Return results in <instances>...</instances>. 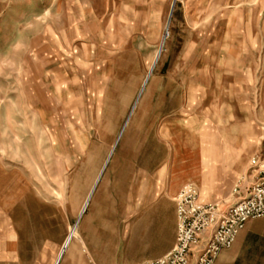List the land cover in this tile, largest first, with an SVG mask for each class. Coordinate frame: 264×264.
Wrapping results in <instances>:
<instances>
[{
	"label": "rangeland",
	"instance_id": "obj_1",
	"mask_svg": "<svg viewBox=\"0 0 264 264\" xmlns=\"http://www.w3.org/2000/svg\"><path fill=\"white\" fill-rule=\"evenodd\" d=\"M166 132L246 152L236 178L217 161L203 203L261 179L264 0H0V264L150 261L143 243L169 229L140 181L170 161ZM86 239L122 258L91 259Z\"/></svg>",
	"mask_w": 264,
	"mask_h": 264
},
{
	"label": "crops",
	"instance_id": "obj_2",
	"mask_svg": "<svg viewBox=\"0 0 264 264\" xmlns=\"http://www.w3.org/2000/svg\"><path fill=\"white\" fill-rule=\"evenodd\" d=\"M137 101H139V99ZM134 111L135 107L132 113H134ZM164 137L167 139L172 149L170 161L168 159L166 165L159 170L154 185H151L148 181L146 182V174L140 181V188L143 189L146 187V189H143L146 190L144 193H146L149 188V194H152V199L158 201L153 204L151 213L147 216L146 220L149 221V225L151 226V221L154 220V222L157 223V228L166 223L169 229L168 239H163L161 236V239H155L154 241L147 239V241L143 243V249L147 252L150 250L144 258L150 259V261L161 258L176 244L178 219L176 204L174 208L170 203L172 195L185 184L195 183L200 188V200L202 202L210 201V175L217 161L222 157V151H220L222 147L221 144L216 145L215 149L212 150V146L209 147V143L205 144L200 141L196 133L188 135L182 145H179L168 132L165 133ZM236 143V141L231 142V148H237ZM245 156L246 152L241 150L239 154L233 153L232 157H230L227 152L225 157H222L225 160L224 162L228 165L233 178L243 173L246 160ZM145 184H148V187ZM153 187L154 189L152 190ZM165 187L168 188L167 197L159 200L158 198L164 192ZM95 190L96 188L94 187L87 196L83 204V209L79 214V221L83 216V212L90 204ZM76 230L77 227L72 230L71 236L66 240V247L70 245L71 239L75 237ZM81 241L85 247L87 244L86 249H88L89 255L93 260L102 261L103 259H111L112 261H117L122 258L119 248L117 249L115 243L110 239H86V242H84L85 240ZM90 245L94 247V250H91ZM62 251L63 250L56 256L54 264H60L64 254H62ZM145 252L144 254H146ZM215 264H264V219L248 221L245 228L239 233L233 247L222 251Z\"/></svg>",
	"mask_w": 264,
	"mask_h": 264
},
{
	"label": "built area",
	"instance_id": "obj_3",
	"mask_svg": "<svg viewBox=\"0 0 264 264\" xmlns=\"http://www.w3.org/2000/svg\"><path fill=\"white\" fill-rule=\"evenodd\" d=\"M261 158L252 160L261 170V179L246 187L229 207L220 202L202 203L195 184L183 186L175 199V246L161 258L143 264H215L222 251L233 247L248 221L264 219V157ZM234 193L240 194V186Z\"/></svg>",
	"mask_w": 264,
	"mask_h": 264
},
{
	"label": "water",
	"instance_id": "obj_4",
	"mask_svg": "<svg viewBox=\"0 0 264 264\" xmlns=\"http://www.w3.org/2000/svg\"><path fill=\"white\" fill-rule=\"evenodd\" d=\"M166 34H168V33H166ZM163 42H164V41H163ZM98 181H99V180H98ZM98 181H97V184H98ZM95 188H96V187H95ZM63 253H64V250L62 251V254H63ZM62 254H61V255H62Z\"/></svg>",
	"mask_w": 264,
	"mask_h": 264
},
{
	"label": "bare ground",
	"instance_id": "obj_5",
	"mask_svg": "<svg viewBox=\"0 0 264 264\" xmlns=\"http://www.w3.org/2000/svg\"><path fill=\"white\" fill-rule=\"evenodd\" d=\"M159 57V56H158ZM158 57H157V59H158ZM201 201V200H200ZM202 202V201H201ZM203 203V202H202Z\"/></svg>",
	"mask_w": 264,
	"mask_h": 264
}]
</instances>
